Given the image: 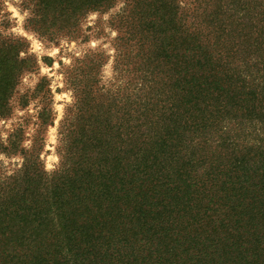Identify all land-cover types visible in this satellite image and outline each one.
I'll return each mask as SVG.
<instances>
[{"label": "trees", "instance_id": "obj_1", "mask_svg": "<svg viewBox=\"0 0 264 264\" xmlns=\"http://www.w3.org/2000/svg\"><path fill=\"white\" fill-rule=\"evenodd\" d=\"M18 1L46 49L97 40L88 16L117 3ZM124 4L114 55L60 62L71 102L52 171L51 81L17 98L39 61L0 32V122L24 111L0 130L19 160L0 161V264H264V0Z\"/></svg>", "mask_w": 264, "mask_h": 264}, {"label": "rangeland", "instance_id": "obj_2", "mask_svg": "<svg viewBox=\"0 0 264 264\" xmlns=\"http://www.w3.org/2000/svg\"><path fill=\"white\" fill-rule=\"evenodd\" d=\"M124 6V0H117L116 7L109 12L105 14L93 13L88 16L85 29L88 27L93 28V31H95L94 34H99L97 40L93 39L88 44L79 43V46L76 42L69 44L64 41L60 48L46 49L42 42L24 30L23 25L27 14L20 10L19 1L0 0V32L26 39L29 52L34 54L39 61V71L35 74L26 75L23 78L19 86V93L16 97L18 98L20 95L33 90L42 77H47L51 81V89L55 96L57 120L55 126L51 128L49 132V141L46 148L48 154L43 156L46 168L49 171H52L58 163V157L55 153V146L57 144V125L63 115L65 105L71 102V94L64 90L63 75L60 73V62L64 65H69L71 56H79L87 48L95 49L100 47V49L106 51V54L109 56L114 55V39L117 37V31L112 27V23L115 20V15L120 13ZM6 21L10 22L8 28H5ZM92 33V31L88 32V34ZM44 57L50 58L51 61H44ZM44 62H48V65ZM104 77L106 80L112 77V60L105 67ZM28 110L30 113H34L33 105H31ZM16 115L21 117L24 115V111L16 109L15 116L11 120L0 122V130L3 134H5L3 130L11 129L13 124L18 121ZM0 161L8 168V171L12 170L14 164L19 163V160H8L2 155H0Z\"/></svg>", "mask_w": 264, "mask_h": 264}]
</instances>
